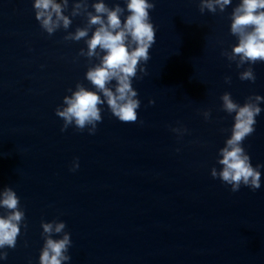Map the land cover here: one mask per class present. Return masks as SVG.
I'll return each mask as SVG.
<instances>
[{
	"label": "clouds",
	"instance_id": "obj_1",
	"mask_svg": "<svg viewBox=\"0 0 264 264\" xmlns=\"http://www.w3.org/2000/svg\"><path fill=\"white\" fill-rule=\"evenodd\" d=\"M125 4L126 8L120 3L109 7L105 0H96L91 4L94 11H89L88 0H74L70 13L66 15L69 0H34L35 19L49 36L61 29L67 32L73 17L83 16L86 19L83 27L67 32L63 40H84L86 49L81 48L78 57H86L90 62L85 79L94 90L81 82H77L75 90H68L71 94L65 95L62 104L55 109L56 116L63 121L61 132L74 126L79 132L87 129L90 135H94L97 124L102 122L101 106L105 104L119 121L137 122L141 101L132 82L138 78V72L143 74L139 77L141 79L148 75L143 65L151 59L149 50L156 43L157 29L150 17V10L156 5L150 0H125ZM231 4L232 0H200L199 11L201 14L205 10L213 14L218 10L223 13ZM126 11L128 14L125 16ZM230 21V34L238 42L230 52L224 50L221 55L234 62L238 69L249 65L239 73V79L254 83L256 75L252 65L264 62V0H240L232 9ZM93 58L98 63L92 64ZM225 83L230 84L231 77L226 76ZM220 100L221 110L234 114V123L231 135L218 151L217 164L221 167L219 170L213 167L210 174L212 178L230 185L232 192L239 191L242 185L255 191L261 187L260 169L264 165H252L243 142L255 132L256 117L262 111L260 103L264 101V96L250 95L241 105L231 93L225 92ZM149 104L154 105L155 100H149ZM210 115V110L203 112L205 120ZM171 131L182 137L188 129L180 126ZM78 168L79 160L75 158L70 170L74 172ZM0 208L6 213L0 215V259L6 260L8 252L4 249L16 247L25 212L20 207L19 196L11 187L0 189ZM24 226L27 227L26 224ZM41 228L44 243L39 264H65L70 261L68 252L72 240L71 234L65 231L66 223L56 219L41 221ZM60 234V238H53Z\"/></svg>",
	"mask_w": 264,
	"mask_h": 264
},
{
	"label": "water",
	"instance_id": "obj_2",
	"mask_svg": "<svg viewBox=\"0 0 264 264\" xmlns=\"http://www.w3.org/2000/svg\"><path fill=\"white\" fill-rule=\"evenodd\" d=\"M3 187H11L19 196L25 220L16 247L4 249L8 257L0 259V264H39L44 243L41 221L53 219L65 222V231L71 234V260L65 264H209L107 211L0 171ZM2 214L6 213L0 208Z\"/></svg>",
	"mask_w": 264,
	"mask_h": 264
}]
</instances>
